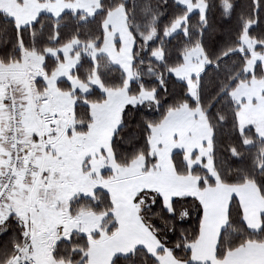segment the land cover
<instances>
[{
  "label": "snow or ice",
  "instance_id": "1",
  "mask_svg": "<svg viewBox=\"0 0 264 264\" xmlns=\"http://www.w3.org/2000/svg\"><path fill=\"white\" fill-rule=\"evenodd\" d=\"M0 264H264V0H0Z\"/></svg>",
  "mask_w": 264,
  "mask_h": 264
}]
</instances>
